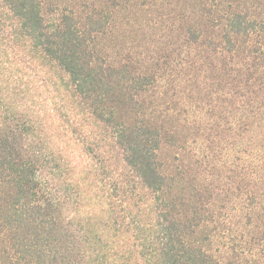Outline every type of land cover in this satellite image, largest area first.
Returning <instances> with one entry per match:
<instances>
[{
    "label": "trees",
    "instance_id": "obj_1",
    "mask_svg": "<svg viewBox=\"0 0 264 264\" xmlns=\"http://www.w3.org/2000/svg\"><path fill=\"white\" fill-rule=\"evenodd\" d=\"M173 1L178 21L145 55L118 32L137 0H0V59L43 70L50 115L87 159L0 111V264H247L243 245L264 244V0ZM207 90L223 103H196L199 129L209 110L236 158L257 161L217 208L219 168L183 130ZM241 194L248 224L225 223Z\"/></svg>",
    "mask_w": 264,
    "mask_h": 264
},
{
    "label": "rangeland",
    "instance_id": "obj_2",
    "mask_svg": "<svg viewBox=\"0 0 264 264\" xmlns=\"http://www.w3.org/2000/svg\"><path fill=\"white\" fill-rule=\"evenodd\" d=\"M149 0H137V6L139 7L135 10V13L131 15L130 24L121 30H118L121 34L124 32L129 43L137 45L136 50L147 55L148 53L153 52L156 55V52H161L158 47H161L160 42L165 40V34L168 30L170 23L178 21L173 18L175 2L173 0H154L152 3L148 2ZM168 4H172L169 6ZM165 5V6H163ZM167 5V6H166ZM173 14V15H172ZM145 36L148 37L147 40ZM160 38V39H158ZM142 39V40H140ZM160 40V42L155 45L152 43L154 40ZM142 42V43H141ZM149 42L150 46H146V43ZM141 45V46H140ZM156 51V52H154ZM152 57L151 55H149ZM44 72L34 68L33 65L30 69H24L23 66H18L15 63L13 58L7 60L0 59V97L4 99V106L0 111H7L11 109L15 114L27 115L37 126H40L43 129L44 135L54 136L55 134L58 137L59 147L64 149V153L70 162L77 166L78 169L84 168L86 165L87 159L81 154L80 149L72 141H69L66 136L63 135L61 131L60 123L53 121L50 115V93L46 89L45 84L43 83ZM208 90L205 93V96L194 97L199 98L198 100H189L187 105L184 107V111L188 115V124L184 127L183 130L189 136V141L191 146L194 148L195 156H202V152L205 150L210 151V161L216 169L215 171L211 170L209 173L210 184L213 185L218 190V194L214 205L217 208L220 205L221 199L231 198L229 196L231 192L228 190L230 187L232 189H237L238 181L241 182V179L244 177L246 171L250 172V169L253 171V167H256L257 161H243L239 160L235 156L234 148L231 146V142L225 141V136L221 127L218 126V119L212 114L209 110H203L205 124L203 125L204 131L199 129L195 120L202 115L201 113L195 112L196 103H201L202 106L207 105H219L220 103H210L211 98H207ZM177 96V101L179 104H183L184 100H181ZM203 99V100H201ZM225 107V103L222 105ZM221 107V105H220ZM194 111V114L191 112ZM196 116V119H195ZM182 129V127H180ZM205 132V136L202 133V147L200 146L201 140L197 134ZM195 138H198V142H195ZM228 140V136L226 137ZM227 144V145H226ZM233 149V154H227V150L230 147ZM236 148V147H235ZM214 150V152L212 151ZM229 152V153H230ZM175 155H179L175 149H164L162 152V159L167 162H173ZM224 155V156H223ZM188 160L186 159V162ZM250 167L246 168V165ZM239 172V176L237 174ZM235 175H237L235 177ZM214 183H211L213 182ZM244 195L241 194V200L237 201L238 206L234 207L229 204L227 209H223L221 219L225 223H233V221H241L240 225L246 226L248 221L244 217L246 210L244 209ZM229 201H225L228 203ZM241 202V203H240ZM232 215L238 217L234 218ZM228 225V224H227ZM227 227V226H226ZM224 227V228H226ZM240 243L244 242V239L241 237ZM244 244V243H243ZM246 245V244H244ZM243 245L242 250H244L245 261L247 264H264V244H260L255 248H245Z\"/></svg>",
    "mask_w": 264,
    "mask_h": 264
}]
</instances>
